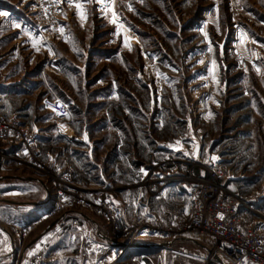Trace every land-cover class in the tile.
<instances>
[{"label": "rangeland", "instance_id": "374dc122", "mask_svg": "<svg viewBox=\"0 0 264 264\" xmlns=\"http://www.w3.org/2000/svg\"><path fill=\"white\" fill-rule=\"evenodd\" d=\"M22 2H26L28 12L34 10V0ZM65 6L62 4L60 16L62 33L50 43L36 33L41 40L39 49L68 37L69 29L63 24ZM123 6L121 0H116L110 9L121 12ZM139 7L140 15L130 17L131 24L139 29V44L129 49L122 46L120 23L119 27L115 23L107 25L94 9L89 12L91 20L79 26L82 46L97 43L96 47L111 49L113 56L81 69L80 85H67L76 89L78 100L71 102V115L59 120L60 126L72 122L79 132L85 129L92 137L101 138L92 158L85 153L75 154L74 181L101 185L99 190L108 193L106 186L128 184L95 180L100 172L90 164L104 169L106 153L121 136L128 135L136 143L134 130L140 125L147 169L140 194L153 198L161 185L155 173L164 174L171 168L165 152L158 151L157 142L186 146L193 137L192 149L187 145L191 174H206L210 165L221 162L227 173L226 186L246 199L247 205L242 207L245 223L264 219V0H140ZM97 34L101 35L95 38ZM33 109L26 118L29 127L39 132L37 129L46 126L44 130L54 145L62 142L58 119L45 107L44 100L35 102ZM114 126H122L128 133H119ZM62 146L48 150L58 154L64 149L74 157V149L81 147L66 141ZM90 166L95 170L94 178L86 172ZM181 168L178 164V172ZM0 175L14 177L0 181V224L12 229V220L29 219L38 209L9 206L1 200L41 203L46 192L43 184L28 177L29 173L1 169ZM240 176L247 179H238ZM182 182L177 183V189ZM133 190L135 203L131 196L127 205L130 209L138 204V190ZM187 198L176 205L165 204L166 210L146 211L147 216L157 214L159 225L169 233L145 239L143 248L129 249L121 264H212L206 259L207 250L194 240H198L197 234H182L193 210ZM130 209L126 208L125 215L122 210L123 220L130 217ZM46 225H40L28 242L37 238Z\"/></svg>", "mask_w": 264, "mask_h": 264}, {"label": "built area", "instance_id": "2783aa9c", "mask_svg": "<svg viewBox=\"0 0 264 264\" xmlns=\"http://www.w3.org/2000/svg\"><path fill=\"white\" fill-rule=\"evenodd\" d=\"M34 3V10L28 12L34 20L30 18L28 25L50 43L62 33L63 3L61 0H34ZM3 13L6 10L0 8V18ZM44 105L58 120L71 115L69 104L59 97H46ZM40 137L38 131L23 124L18 116L6 115L0 110V152L4 157L1 169L29 173L28 177L43 184L49 194L48 208L35 219L12 223V229L0 226V254L10 240L14 264L22 261L27 251L26 264H57L59 255L54 242L60 240L71 226L79 234L73 254L75 264H121L129 249L141 248L138 245L149 237L169 233L159 225L157 214L147 216V209H135L127 220H123V209L116 205L107 190L88 191L74 181L75 168L71 161L61 162L43 156ZM167 180L183 181L193 210L190 223L182 234L201 237L197 242L207 250L208 261L212 264H264V219L245 223L242 207L247 205L246 199L226 186L227 173L221 162L210 165L206 174ZM70 212H75L76 218L69 220ZM82 216L94 223V231L82 226L79 222ZM49 220H58L56 228L29 246L31 235ZM106 237L126 246L115 247L105 240Z\"/></svg>", "mask_w": 264, "mask_h": 264}, {"label": "crops", "instance_id": "0c3cea01", "mask_svg": "<svg viewBox=\"0 0 264 264\" xmlns=\"http://www.w3.org/2000/svg\"><path fill=\"white\" fill-rule=\"evenodd\" d=\"M63 1V4L67 6L64 8L65 12L63 24L69 29V35L61 42L57 41L52 45L43 44L39 49L38 46L41 44V40L28 25L30 17L27 13L28 10L26 9V2L21 3V0H0V8L6 10L7 13V15H4L0 19V110L6 115L18 116L25 125H28L26 118L33 114V106H35V102L43 101L46 97L54 95L64 100L69 104V106L74 100L77 101L78 97L74 94L76 89H71L70 87H67V85H80L82 83L81 79H79V75L82 74L80 72L81 69L90 67L91 64L97 63V61H99V59L101 60V58L107 60L108 55H110L112 59L113 51L111 49L105 50V48L96 47L97 43L92 44L90 47H84L78 39H81L83 36L82 31L79 30V26L86 25L89 20H91L89 13L91 10L94 9L96 16L105 19L107 25H114V23L117 25L118 22L120 23L118 25H121L123 47H127L129 49L133 47L134 44H139V29H137L135 25L131 24L130 17L131 15H140V0H121L124 5L121 12H119L117 8L111 7L110 9L111 5L115 6L116 0ZM77 4H80L81 7L77 8ZM106 5H109V8L106 7ZM91 6H94V8ZM109 20L111 22H109ZM16 25H20V27H17ZM130 32H133L134 36H130ZM100 35L97 34L95 38L100 37ZM84 58L86 60H84L85 64H83ZM53 77L54 79H51ZM60 125V121L57 120V128L60 131L62 142H59L56 145H54V142L50 138V135L48 134L49 132L46 129L44 130L46 126L37 129L39 130L41 136L40 146L43 156H51L58 161H62L66 158L73 163L74 168L76 167L75 154L82 155V153H85L86 156L92 158V152L95 148V144L100 143L101 138L92 137L90 132L85 131V129H82L81 132H79L78 128L72 124V122H65L63 127ZM114 127L116 128L115 131L119 133H128L126 128L122 126ZM141 128L142 127L138 125L134 130L136 143H132V141H130V136L128 135V138H123V136L119 138L115 146L106 153L104 169L99 165L94 166L90 164L91 162L89 163L93 166L92 168L96 167L97 171L100 172L99 176L94 174L95 178L93 177V172L95 170H91V166L86 170V172L92 173V178L95 180H102L105 182L108 180L129 182L126 185L118 184L113 187L106 186L109 190V196L113 198L116 204H121V208L124 211L126 208L130 209L127 205L130 206L131 196H133V203H135V189L138 190V204L131 208L132 211L135 209H147L151 211L159 209L166 210L165 204L176 205L180 199L183 200L187 198L183 185H180V189H177L178 184L176 182L168 181L167 179L177 176L178 164L182 166L181 171L178 172L179 176L189 175L192 173L193 168L189 166V163H191L189 160L191 152L188 150L187 145H189L192 149L195 140L193 137L190 138L191 142H187L186 146H175L174 144H166L161 141L157 142L158 151L165 152L164 155H166L168 159L166 162L171 168L168 172H164V174L160 172L155 173L158 176L159 183H161V185L159 184L160 188L158 191L154 192L155 195L153 198L150 194L145 197V194H140L139 192L142 188L141 186L145 184H143L142 181H144L147 177V169L145 167L146 162L144 161L145 148L143 144L145 138L143 133L144 131L140 130ZM64 141L81 146L74 149L76 151L72 152L74 157L73 155L69 156L64 149L63 153L59 152L61 154H53L52 150H48L49 148H52V146H57L62 149ZM6 149L10 150L11 148ZM133 149L137 150V153H135ZM1 153L2 151L0 152V171L1 164L4 161V157ZM81 161L83 160L81 159ZM76 173L77 172L75 171V174ZM202 174L204 173L202 172L197 175ZM165 175L168 177L163 179V176ZM0 178V181L14 179L13 176L6 175H0ZM238 179L247 178L245 176H240ZM77 181L83 186H87L85 188L88 191H96L100 189L99 187H101V185L98 186L93 183L87 185L84 182H80L79 180ZM44 188L46 198L45 201L41 203L1 200L2 203L4 202L9 206H20L26 208L29 206H35L38 209L37 212L29 219L26 217L22 220H12V222L15 223L33 220L40 212L48 208L49 194L46 187ZM132 190L134 192H132ZM142 196H144V199H141ZM171 202H174L175 204ZM130 210L127 211L128 214H130ZM124 214H126V211ZM67 218L69 220L76 218L75 212H70L67 215ZM79 220L82 226L94 231L93 222L83 216ZM57 222L58 220H49L46 222V228L39 236H42L49 230L55 229ZM0 226L3 225L0 224ZM78 237L79 234L76 228L69 226L63 232L62 238L54 242V247L59 255V261L57 264H72V262H74L73 254L75 246L78 243ZM32 242L29 243V246ZM12 250V241L9 240L8 242L7 240L5 249L0 254V264H14ZM28 253L29 251L26 252L22 261L19 260L18 264L27 263Z\"/></svg>", "mask_w": 264, "mask_h": 264}, {"label": "water", "instance_id": "95a60500", "mask_svg": "<svg viewBox=\"0 0 264 264\" xmlns=\"http://www.w3.org/2000/svg\"><path fill=\"white\" fill-rule=\"evenodd\" d=\"M31 179L33 180V178H31ZM0 180H1V178H0ZM9 202H11V201H9ZM12 202H13V201H12ZM41 237H42V236H38V237L32 242L31 245H33L34 243H36ZM105 240H106L107 242H109L110 244H112L113 246H115V247L124 248V247L126 246L125 243H123V242H116V241L112 240V239L109 238V237H106ZM169 244H170V243L163 244V246H167V245H169ZM138 247H142V248H143L144 245H138Z\"/></svg>", "mask_w": 264, "mask_h": 264}, {"label": "snow or ice", "instance_id": "6c2138e0", "mask_svg": "<svg viewBox=\"0 0 264 264\" xmlns=\"http://www.w3.org/2000/svg\"><path fill=\"white\" fill-rule=\"evenodd\" d=\"M76 7H77V8H80L81 5H80V4H77ZM3 15H7V13H3ZM16 26H17V27H20V25H16ZM61 31H63V30L61 29ZM221 218H223V217H221Z\"/></svg>", "mask_w": 264, "mask_h": 264}, {"label": "bare ground", "instance_id": "6f19581e", "mask_svg": "<svg viewBox=\"0 0 264 264\" xmlns=\"http://www.w3.org/2000/svg\"><path fill=\"white\" fill-rule=\"evenodd\" d=\"M195 238H197L199 240L201 237L196 236ZM194 240H196V239H194ZM196 242H197V240H196Z\"/></svg>", "mask_w": 264, "mask_h": 264}]
</instances>
